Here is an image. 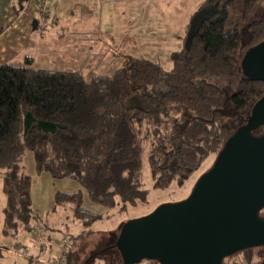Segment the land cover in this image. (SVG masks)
Returning a JSON list of instances; mask_svg holds the SVG:
<instances>
[{
	"label": "trees",
	"instance_id": "1",
	"mask_svg": "<svg viewBox=\"0 0 264 264\" xmlns=\"http://www.w3.org/2000/svg\"><path fill=\"white\" fill-rule=\"evenodd\" d=\"M203 13L186 46L170 54L169 71L135 57L90 80L79 72L32 68L30 60L23 66L0 64L6 237L15 239L20 230L32 233L42 222L31 208L29 180L22 172L26 153L32 154L37 174L75 181L91 203L108 209L145 201V153L153 189L182 186L209 156L218 155L232 134L222 122L227 110L242 126L264 94V84L241 69L245 52L264 40V0H206L196 15ZM263 133L259 127L251 134ZM82 203L81 191L57 192L51 210L68 205L73 219L88 229L99 215ZM109 249L98 253L105 257L91 256L81 264L96 259L121 264L106 253Z\"/></svg>",
	"mask_w": 264,
	"mask_h": 264
},
{
	"label": "rangeland",
	"instance_id": "2",
	"mask_svg": "<svg viewBox=\"0 0 264 264\" xmlns=\"http://www.w3.org/2000/svg\"><path fill=\"white\" fill-rule=\"evenodd\" d=\"M44 1L39 2L44 3ZM150 1L158 5L157 2L160 0ZM172 1L174 0H169L168 5L166 4L167 7L162 9V12L158 11L160 14L169 12V15L163 16V19L160 17L163 23V32H154L153 39H148L146 36L144 21H141L140 7L136 3L128 7L127 13L131 16V23L128 22L126 25L128 28L132 27L130 30L132 34H129L130 40L125 43V40L116 41L112 36L110 27L112 21L109 19L108 3H100L99 0L85 1L90 14L86 15L82 22H79L80 20L73 15L62 17L63 12L70 9V5L77 4V0L72 3L69 0L65 5L58 6V15L61 16L59 17L60 22L56 25L48 24V19L45 18V27L53 28L49 32H43L38 44L31 46L28 34L24 38L23 35H18L20 40L17 36L14 37L16 33L21 32L20 30L23 28L21 21L26 20L30 8H26V13L24 10L18 12L17 0H13V6L10 10L8 9L10 0H0V30H2L0 31V64L23 66L26 60H30L32 68L79 72L86 80H90L97 76L112 74L115 70L122 68L128 58L135 57L153 62L163 71H169L171 69L170 54L184 48L191 38V35L188 38V33L184 37L185 40L172 38L174 35L180 36L186 26V23H181L182 14L186 12V7H182L185 0H182V6L178 5V7ZM193 1L195 0L189 1L190 7ZM204 2L205 0H196L195 4L198 7L202 6ZM197 7L187 10L193 12ZM116 10L118 11V9ZM119 10L122 11V9ZM76 31L78 34H74ZM41 32V30L35 31V37L37 38L38 33L41 34ZM55 35L58 36L54 38ZM241 35L244 37L243 32ZM13 40L16 42L14 43ZM123 43H125V47L119 48ZM162 87L164 88V86ZM157 92L163 91L157 90L155 93L157 94ZM228 113L229 110H227L228 116L223 117L222 122L230 135L240 125L235 123L233 116ZM143 146L146 152L149 147L147 140H144ZM215 159L216 156H209L182 186L172 183L165 189H153L145 153L142 156L141 164V187L145 190V201L137 202L134 207L128 206L124 209L121 205L108 209L91 203L84 190L75 181L70 179L53 180L44 172L37 174L31 153L25 154L21 166L22 172L29 180L31 208L37 212L39 217L43 215L44 218L41 223L37 224L44 231V224L47 221L49 225L56 228L57 238L60 241L66 239L70 253L65 259L67 264H81L91 256L105 257V253H98L108 247H111L112 250H106V253H110L111 257L120 258V263L123 264L120 251L113 248V245L119 241L122 227L129 221L150 214L160 205L177 203L187 199L199 178L211 169ZM0 184H2L1 177ZM77 191L82 192L83 208L99 215V220L88 229L83 228L80 221L73 219L68 205L55 211H52L49 205L53 199L52 192L54 194L57 192L72 194ZM3 201L4 196L0 185V221L2 219ZM260 216L264 218V209ZM40 238H45L44 233L41 234ZM7 244L14 248L10 242ZM3 250H0L1 255ZM3 252L4 255L0 258V264H14L21 261L23 263L24 261L19 257L8 256L6 250ZM96 260L95 264H104L101 259ZM262 260H264V253L257 248L252 249L249 253H238L227 257L222 264H259Z\"/></svg>",
	"mask_w": 264,
	"mask_h": 264
},
{
	"label": "water",
	"instance_id": "3",
	"mask_svg": "<svg viewBox=\"0 0 264 264\" xmlns=\"http://www.w3.org/2000/svg\"><path fill=\"white\" fill-rule=\"evenodd\" d=\"M241 69L264 84V40L245 52ZM259 127L264 94L187 199L160 205L122 227L113 247L123 264H221L245 249H264V134H251Z\"/></svg>",
	"mask_w": 264,
	"mask_h": 264
},
{
	"label": "crops",
	"instance_id": "4",
	"mask_svg": "<svg viewBox=\"0 0 264 264\" xmlns=\"http://www.w3.org/2000/svg\"><path fill=\"white\" fill-rule=\"evenodd\" d=\"M41 0H17L18 3V12L24 10L26 13L27 9L30 8L28 12V16L26 17V20L21 21V25L23 26L22 30H20V33H16L14 35L18 37V35H23V38L25 35H29V41L31 46H36L38 44V40L42 38L43 32H49L53 27H45L46 21L45 18L48 19V24L51 23L53 25H56L60 22L61 16L58 15V6L65 5L67 1L69 0H45L44 3L39 2ZM74 0H70V3H72ZM76 1V0H75ZM85 1L87 0H77L76 5H70L69 10L63 12L62 17H68L69 15H73L76 19H79V22H82L86 15L90 14L89 7L86 6ZM90 0H88L89 2ZM97 1V0H96ZM182 0H174L172 1L173 4H175L177 7L178 5L182 6ZM190 0H185L184 6L186 7L185 13L182 14V22L183 24L186 23V26L184 27L182 34L180 36L174 35L172 38L174 40L180 39H186V34L188 33L190 38V35L195 28L197 22L203 18L204 13L199 17V15H196L197 10L200 6H196V0L193 1L192 6L190 7ZM192 1V0H191ZM206 1V0H205ZM100 3H108L109 7V19L112 21L110 23L111 27V33L112 36L116 41H126L129 39V34H132L130 30H132V27L130 26L128 28V22L131 20V16L127 13V8L130 7L133 3H136L141 10L142 19L141 21H144L145 30L147 32V38L153 39V33L154 32H163V23L160 17L163 19V16L169 15V12L166 14L159 13L158 11L162 12V9L167 7V3H169V0H160L158 1V5L154 2H151L150 0H99ZM171 2V3H172ZM13 0H10L8 3V9L11 10L13 6ZM69 3V4H70ZM119 3V5H118ZM45 4V5H44ZM167 4V5H166ZM189 5V6H188ZM181 7V8H182ZM194 7H197L196 10L193 12H189L187 9H194ZM210 7H213L212 5ZM27 8V9H26ZM72 8V9H71ZM118 9V11L116 10ZM119 9H122L120 11ZM213 8H211V11ZM192 11V10H191ZM206 12V11H205ZM192 13V14H191ZM196 15V16H195ZM195 16V17H194ZM125 17V18H124ZM40 19V20H39ZM191 20V22H190ZM189 21V22H188ZM188 22V23H187ZM191 23V24H190ZM47 24V25H48ZM52 25V26H53ZM190 26L189 30L188 27ZM30 30V32H29ZM41 30V34L38 33L37 38L35 37V31ZM32 32V33H31ZM51 34V33H49ZM58 34V33H56ZM74 34H78V32H74ZM51 36V35H50ZM58 35H55L54 38H56ZM14 43L16 40H13ZM125 43H123L119 48L125 47ZM2 181V180H1ZM1 189H2V184ZM3 193V191H2ZM52 196H54V192L51 193ZM4 196L3 201V209H2V219L0 221V250L5 249L6 254L10 257H19L23 259L20 263H14V264H47L51 262L53 259H61L63 264H67V261L65 262V259H67L66 254L67 251L63 252V248L60 243V239L57 238V231L56 228L52 227L45 221L44 224V236L45 238H39L36 239L32 236V233L30 232H24L23 230H20L17 234V237L15 239L6 237L3 234V225H4V214L3 210L6 205V198ZM50 207H53V199L52 203L49 204ZM37 214V212H35ZM38 215V214H37ZM39 217V215H38ZM42 220H44L43 215L40 216ZM11 240V241H10ZM11 243L14 248L11 247V245H8L7 243ZM3 250V251H5ZM0 251V258L3 257L4 252Z\"/></svg>",
	"mask_w": 264,
	"mask_h": 264
},
{
	"label": "built area",
	"instance_id": "5",
	"mask_svg": "<svg viewBox=\"0 0 264 264\" xmlns=\"http://www.w3.org/2000/svg\"><path fill=\"white\" fill-rule=\"evenodd\" d=\"M42 232H43V228L40 227V225H36L33 228L32 236L35 238V240L39 239ZM59 244H61L63 248V252L68 250L66 239H62ZM47 264H62V261L61 259H53L51 262ZM141 264H158V263L155 261H142Z\"/></svg>",
	"mask_w": 264,
	"mask_h": 264
},
{
	"label": "flooded vegetation",
	"instance_id": "6",
	"mask_svg": "<svg viewBox=\"0 0 264 264\" xmlns=\"http://www.w3.org/2000/svg\"><path fill=\"white\" fill-rule=\"evenodd\" d=\"M264 134V133H263ZM263 134H261V135H263ZM264 209V208H263ZM261 212H262V210L259 212V217H261L260 215H261ZM262 218V217H261Z\"/></svg>",
	"mask_w": 264,
	"mask_h": 264
}]
</instances>
